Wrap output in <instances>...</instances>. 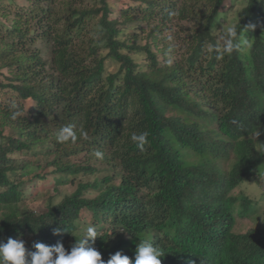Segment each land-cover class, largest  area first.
Wrapping results in <instances>:
<instances>
[{
	"label": "trees",
	"instance_id": "obj_1",
	"mask_svg": "<svg viewBox=\"0 0 264 264\" xmlns=\"http://www.w3.org/2000/svg\"><path fill=\"white\" fill-rule=\"evenodd\" d=\"M29 1L16 15L1 13L0 57L38 40L49 45L50 56L20 52L2 66L15 74L0 87L12 88L20 102L32 100L33 106L19 103L5 113L0 106V241L32 233L37 242L59 241L70 251L86 235L87 228L79 231L75 221L87 210L97 232L89 245L105 264L117 251L134 264L140 238L165 252L161 264H264V212L256 216L257 201L237 193L264 170V0H248L238 15V30L255 25L247 33V53L246 47L226 51L227 41L219 47L212 34L226 0L144 2L145 17L161 28L152 29L143 47L119 40L107 0L93 8H77L75 0ZM59 1L70 11L61 18L54 11ZM99 13L93 36L85 22ZM175 19L192 26L172 60L163 54L173 48L162 34ZM131 53L146 54L147 63L137 64ZM111 66L117 71L108 73ZM66 127L75 139L58 141ZM143 131L150 135L140 150L131 136ZM80 151L100 152L102 158L80 166L63 162ZM17 155L37 159H24L20 182L10 177L19 169L13 164ZM53 167L57 180L114 172L80 183L41 214H22L24 180ZM49 174L35 177L42 182ZM114 176L119 186L111 185ZM87 191L99 194L87 198ZM251 216L255 226L235 232L237 221ZM56 228L59 235L53 234Z\"/></svg>",
	"mask_w": 264,
	"mask_h": 264
},
{
	"label": "rangeland",
	"instance_id": "obj_2",
	"mask_svg": "<svg viewBox=\"0 0 264 264\" xmlns=\"http://www.w3.org/2000/svg\"><path fill=\"white\" fill-rule=\"evenodd\" d=\"M14 3H10L7 0H0V16L1 13L7 12L10 15H16L17 11L19 12L20 8L25 6H30L31 2L29 0H14ZM151 1V0H107L108 6H109V13H108V19L113 22L116 26V28L119 30L118 38L123 44H136L137 46L143 47L148 45L151 42V31L155 28H161V25L159 27H155L158 24V21H155L153 18H146L145 14L146 12H143L144 10V2ZM185 1L189 0H172V2L177 3L178 6L183 5ZM59 1L55 7L54 11L55 13H59L60 18L62 16H65L67 12L69 11L68 8H65V6L62 4V2ZM248 3V0H226L224 7L221 10V16L222 20L217 22V27H215L212 30V34L214 36V39L216 43L219 45V47H222L227 39H225L224 34L227 33V29L232 27L233 25H236L238 22V15L241 10H243ZM77 8H93L101 3H99V0H75L73 3ZM100 6V5H99ZM103 6V5H102ZM128 11L129 14H133V17L130 19H127L126 16H124L125 12ZM70 12V11H69ZM62 15V16H61ZM102 17V13L97 17H92L90 19L86 20L87 27L89 29V32L93 36L94 35V29L95 26L97 28L99 19ZM3 19V18H1ZM4 23L6 24L5 20L3 19ZM63 23L59 24V30L61 32ZM191 24L187 22H181L179 23L177 19H175L174 24H170L168 28H165L163 31V34L167 39V45L171 46L173 49L169 51H164L163 54L166 57L171 58L172 60L177 56L176 52V45L179 44H185V39L187 36H189ZM164 28V27H163ZM86 33V34H88ZM158 36V35H157ZM1 37V36H0ZM15 42H18V38H14ZM13 41V40H9ZM158 48H162L161 45L158 46ZM212 45L208 46V49H211ZM246 53L248 52L249 48L246 47ZM38 51L41 54V56L47 60L50 56L49 53V45L47 43L42 42V40H38L37 43L34 45H26L25 47L18 49H12L9 53H6L5 55H2L3 57H0V82L3 84H11L14 80V74L15 69H8L6 67L2 68V66L9 61V56L11 54H20V52L27 53V52H35ZM126 52V51H125ZM106 52L104 53V55ZM134 57L137 64H140L144 66L147 63L146 60V54L141 53H131ZM140 54V55H139ZM135 55V56H134ZM4 57H6V60H4ZM161 57V55H160ZM162 59V58H161ZM118 67L111 66L107 68L108 73L116 72ZM19 103H22L25 107H32L33 101H25L20 102V98L18 97V94L12 89V88H3L0 87V106L2 109V112L5 113V111L16 110V107ZM49 146V144L47 145ZM67 150L69 148V144L66 146ZM81 149V147L79 146ZM260 149V148H259ZM66 152H71V150H68ZM95 153H87L85 151H80L77 154H72L68 156L66 159L63 160V162L74 165V166H80L88 162V159L94 158ZM11 158H15V156H11ZM16 161L13 162L15 166H19V169L15 173H11L10 177L13 181L16 180V182H20L21 178L18 177L20 174V166H22L24 159H28L31 162H34L36 158L34 156H16ZM41 159V163H45V156L39 157L38 160ZM55 157L48 158L53 161ZM37 160V159H36ZM234 161V160H233ZM37 163V161L35 162ZM46 166V165H45ZM49 170V171H48ZM55 167L53 168H45L44 170H37L33 175L26 178L24 180V186L20 188L21 190V196H22V202L20 204V209L22 211V214L28 215L30 213H36L41 214L45 211H47L49 205H57L61 203L64 200V197L66 195H72L75 191H77L80 183H88V182H94L98 177L99 179L103 178L104 176L108 174H113V170L107 173L103 174H92V175H85L80 174L78 177L74 178L73 175H68L66 179L57 180L56 178L59 177V173H57V170L55 171ZM52 171V174H49V172ZM41 174H49L47 180L39 182V180L35 177L37 173ZM113 183L111 185L119 186L121 184V181L118 177H113ZM96 191V190H95ZM95 191H87L84 193V197L87 198H94L97 197L99 193ZM95 192V193H94ZM145 194H149V190L143 191ZM237 193H245L248 196H250L253 199V202L255 203L257 201V214L256 216L262 218V216L259 214L258 210H261L264 212V170L262 171V178L260 179H253L250 181H247L243 183L238 189ZM3 212L0 210V222L2 219ZM93 213L87 210H82L79 216V219L75 221L76 226L79 228V231H81L84 228H88L93 223ZM255 219L249 217V220L247 221H240L238 220L236 223V226L234 228L235 232H241L246 233L247 231L251 230L255 226L254 224ZM88 226V227H87ZM110 224L106 223V229H109ZM122 231V230H120ZM40 237L36 234L33 235L32 233H27L15 240L23 241L26 248V255L31 256L30 253L35 252L34 244L37 242V240ZM30 264V263H29Z\"/></svg>",
	"mask_w": 264,
	"mask_h": 264
},
{
	"label": "clouds",
	"instance_id": "obj_3",
	"mask_svg": "<svg viewBox=\"0 0 264 264\" xmlns=\"http://www.w3.org/2000/svg\"><path fill=\"white\" fill-rule=\"evenodd\" d=\"M241 26V25H240ZM255 25L249 24L243 27L233 25L227 29L226 51H231L234 48L246 47L248 45L247 33L250 30H254ZM20 113L14 112L12 119H15ZM148 131L134 133L131 136V140L136 143L140 150H143L144 145L148 143ZM260 132L257 133V136ZM75 139L74 134L69 128L61 129L57 134L58 141H66L69 137ZM97 157L102 158V153L96 152ZM60 229L53 230L54 235L60 234ZM97 237L95 227L89 226L84 235L71 246L70 251H66L61 242L48 246L42 242H37L33 246L36 249L35 252L30 253V264H105V261L101 257V253L94 247L89 245V240L93 243ZM55 254V255H54ZM165 255V252L158 246H153L148 240L140 238V242L136 246V254L134 264H161V258ZM0 264H29L26 260V248L23 241H18L9 238L7 242L0 241ZM106 264H133L127 255L117 251L111 255Z\"/></svg>",
	"mask_w": 264,
	"mask_h": 264
}]
</instances>
